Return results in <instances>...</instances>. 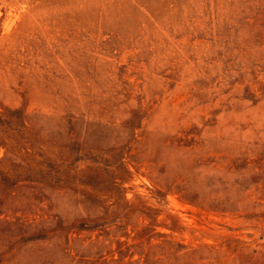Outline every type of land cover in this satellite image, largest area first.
<instances>
[{"label": "rangeland", "instance_id": "rangeland-1", "mask_svg": "<svg viewBox=\"0 0 264 264\" xmlns=\"http://www.w3.org/2000/svg\"><path fill=\"white\" fill-rule=\"evenodd\" d=\"M0 264H264V0H0Z\"/></svg>", "mask_w": 264, "mask_h": 264}]
</instances>
